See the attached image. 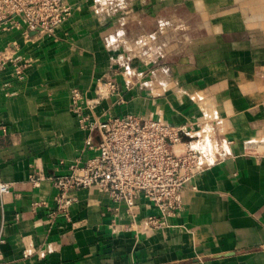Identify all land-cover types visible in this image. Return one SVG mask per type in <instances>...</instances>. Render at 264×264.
I'll return each instance as SVG.
<instances>
[{
    "label": "crops",
    "instance_id": "0c3cea01",
    "mask_svg": "<svg viewBox=\"0 0 264 264\" xmlns=\"http://www.w3.org/2000/svg\"><path fill=\"white\" fill-rule=\"evenodd\" d=\"M66 1L72 12L53 33L0 24V49L28 61L0 70V178L11 184L0 194V264H264V153L247 146L264 151V0L242 3L241 21L236 7L226 22L212 20L215 35L194 41L177 74L135 77L90 0ZM217 112L222 156L203 161L176 213L142 193L130 207L92 186L71 190L68 212L52 216V176L97 154L98 121L134 113L194 126L206 151Z\"/></svg>",
    "mask_w": 264,
    "mask_h": 264
},
{
    "label": "built area",
    "instance_id": "2783aa9c",
    "mask_svg": "<svg viewBox=\"0 0 264 264\" xmlns=\"http://www.w3.org/2000/svg\"><path fill=\"white\" fill-rule=\"evenodd\" d=\"M71 12L72 6L66 0H0V24L10 22L39 33H53ZM16 52V47L10 45L0 49V70L11 65L19 72L27 65L28 61L21 62ZM107 83L111 90L116 88L114 82ZM98 89L104 94L101 85ZM72 99L86 125L84 91L75 87ZM96 126L100 133L97 154L83 164L71 163L70 172L52 176L58 188L52 216L68 212L71 190L92 186L109 191L113 199L126 201L130 207L142 193L167 213L182 208L186 183L204 167L202 151L194 144L199 135L194 126L134 113L110 116ZM33 180L38 183L40 178ZM10 190V182L0 178V194ZM150 221L162 223L155 217ZM3 241L0 236V244Z\"/></svg>",
    "mask_w": 264,
    "mask_h": 264
},
{
    "label": "rangeland",
    "instance_id": "374dc122",
    "mask_svg": "<svg viewBox=\"0 0 264 264\" xmlns=\"http://www.w3.org/2000/svg\"><path fill=\"white\" fill-rule=\"evenodd\" d=\"M249 2V0H90L93 13L99 19L105 20L104 23L108 26L104 40L112 46H117L119 55L124 57L121 63L122 71L127 72L130 69L128 74L133 73L134 77L143 73L147 75L149 72L153 75L158 71L177 74L180 56L185 55V52L190 54L196 41L200 42L215 35L211 28L212 20L226 22L227 16L232 13L231 9L236 7L239 12L236 19L241 21L244 15L240 9L242 3ZM242 25L243 21L240 23V26ZM240 32L246 33V29ZM219 113L210 117L215 123V125L213 123L215 134H212L210 128L208 134L211 144L206 145L208 147L206 151H202L203 160L209 159L208 162L222 156L221 149H218V141L224 138V134L219 130L221 126L216 123L220 121ZM258 136L264 139V135ZM201 137L198 135L197 141ZM250 140L251 138L247 137L244 141ZM247 146L252 151L264 153L259 148L248 144ZM199 148H202L201 145Z\"/></svg>",
    "mask_w": 264,
    "mask_h": 264
},
{
    "label": "bare ground",
    "instance_id": "6f19581e",
    "mask_svg": "<svg viewBox=\"0 0 264 264\" xmlns=\"http://www.w3.org/2000/svg\"><path fill=\"white\" fill-rule=\"evenodd\" d=\"M178 147H181V146H178ZM201 151H202V150H201ZM204 160H205V159H204ZM204 160H203V161H204Z\"/></svg>",
    "mask_w": 264,
    "mask_h": 264
}]
</instances>
